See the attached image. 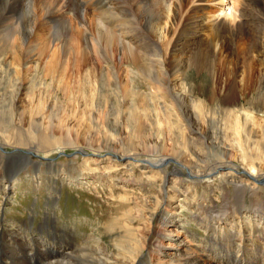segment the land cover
<instances>
[{"label": "rangeland", "instance_id": "1", "mask_svg": "<svg viewBox=\"0 0 264 264\" xmlns=\"http://www.w3.org/2000/svg\"><path fill=\"white\" fill-rule=\"evenodd\" d=\"M94 4L95 1L89 5ZM203 7L207 15L211 13L219 17L232 11L230 4L224 7L223 12L217 11L213 4L204 3ZM5 8L8 9L6 11L8 15L24 19L23 8L0 5V11ZM70 9L72 10L71 7ZM66 17L70 18L71 13L62 10L59 20L65 21ZM166 18L167 15L163 17L164 22L161 19V27L167 21ZM162 30L154 32V37L158 41L162 38ZM196 33L193 32L192 37ZM72 34L73 32L67 30L66 38ZM139 35L142 36L141 33ZM256 37L260 38L257 34ZM240 41L241 39L237 38L236 43ZM259 41L252 51L257 61L254 63L262 71L264 64L261 61L264 60V56L259 54ZM22 44L23 37H18L14 44V52L23 49ZM242 50L248 51L246 48ZM113 52L115 58L119 59V50L114 49ZM33 55L37 56L35 50ZM204 55H198L196 58L204 59ZM87 57L94 62L102 56L89 53ZM0 66V70L5 72L6 69H12L4 64ZM102 67L103 65L92 63L88 67V72L96 75ZM214 70H218L217 63ZM126 71L127 69L121 68L123 75ZM241 72L242 69L239 68L238 72L236 69V74ZM200 74L190 68L183 77L178 75L179 80L173 82L174 89L182 88L184 83L189 91L187 97L196 105L199 104L197 111L188 112L191 115L185 118L188 122L176 121L175 112L171 111L173 106L167 105L169 103L158 93L154 96L164 102L158 101L155 105H148L146 101L141 105L133 102L126 107L131 110L130 114L126 111L119 112L114 105V109L109 112L112 120L126 119L128 115L144 119L147 125L142 136L134 132L135 129L124 126L125 124H113L88 128L87 133L96 137L94 141L91 140L93 145L81 141L65 144L57 137V140L51 138L48 132L42 133V130L28 127L27 118L25 124H21L18 120L20 114L16 112L14 120L10 123L12 126L10 130L15 131L14 128H18L23 132V135L14 138V142L21 145L20 148L14 147L13 142L6 139L5 133L2 136L0 130V145H3L0 146V264L14 260H18L20 264H31L30 259L33 256L40 262L42 260L38 258L40 253L36 251L34 254L33 250L24 257L26 260L24 261L21 255L23 253L16 245H20L21 242V247L30 245L39 249L46 245L47 241L55 247L72 243L73 247L67 245L60 252V256L64 258L66 252L78 254L80 248L84 246L92 258L113 260L108 261L110 262L108 264H117L121 257H124V260H131L133 254L138 251L140 256L138 264L155 263L160 256L174 261L188 249L194 250L199 260L209 264H258V259L264 256L256 251L259 247L261 250L264 249V240L254 243L255 240L249 235L245 241L246 234L243 233L246 224L252 220H260L264 224V143L258 141L264 139V133L252 131L251 135L258 143L246 144L239 134H234V129L240 130L243 127L244 113L253 118V121L247 123L249 126L263 127L264 105L261 106L260 100L264 99V89L262 92L256 87L254 92L247 94L248 97L246 95L245 99H240L236 105L233 103L231 108L224 109L219 105V100L224 99L226 94H220L215 98L218 100L211 103L213 98L210 81L206 75ZM0 78L6 79L2 91L0 89V96L4 92L14 90L11 78L5 74H0ZM109 80L112 83V78ZM40 81L42 85L36 80L32 82L18 80L17 88H21L18 101L24 100L25 103H29L30 96L25 95L24 90L27 84L29 85L27 92L42 91L48 86V83L44 84L41 79ZM129 82L130 80L126 79L119 80V87L121 89L128 87ZM92 83L94 84V81ZM113 89L114 87L110 88ZM138 90L140 93L146 91L144 86L143 90L141 87ZM99 92L98 86L94 97ZM5 97L7 102L4 101L3 104L13 101L11 94L10 96L6 94ZM143 97L140 99L143 100ZM148 99L152 103V96ZM52 100H48V103L51 102L49 106ZM200 104L203 109L200 108ZM46 106L40 109V115H47ZM172 121H176V125H172ZM210 124L212 127L207 131ZM197 127L200 132L207 131L206 133L210 135L213 130V138H217L214 139L215 144L217 140L219 141L218 150L216 145L209 141L205 142L203 147H192L185 141L189 128L191 130ZM77 132L79 135L80 132ZM223 132L227 136L225 139ZM243 137L245 141H249L248 134H243ZM160 138L163 139V145L158 143ZM130 139L138 141L135 143L134 151L129 143L127 144ZM143 140L155 144V153L152 154L141 145ZM174 140H179V143L176 144ZM171 141L173 142L170 143ZM220 146L225 150L222 151L224 154L219 152ZM210 148L213 149L212 153L208 152ZM14 159L16 162H11ZM160 159L170 161L154 168L147 165V161L157 164ZM218 167L222 169L215 170ZM251 167L256 168L254 180H250L246 174L250 172ZM193 174L196 176L192 177ZM236 183L241 184L240 191H236ZM169 199H172L171 205L167 204ZM203 207L207 208L206 211L210 210L211 215L217 216L210 215L206 220H202ZM162 222L169 223L166 229L170 231L169 235H173L172 238L161 237L165 234ZM39 229L43 230L45 235L49 233L60 238L58 241L53 240V237L51 240L45 238L47 241H44L39 238ZM12 235L15 238H12ZM6 244L13 251H9ZM239 244L241 247H238ZM126 253L131 255L126 257Z\"/></svg>", "mask_w": 264, "mask_h": 264}, {"label": "bare ground", "instance_id": "2", "mask_svg": "<svg viewBox=\"0 0 264 264\" xmlns=\"http://www.w3.org/2000/svg\"><path fill=\"white\" fill-rule=\"evenodd\" d=\"M93 1L95 4L89 5ZM204 3L213 4L220 12H223L224 7L230 4L232 11L224 13L223 17L213 16L211 13L207 15L203 7ZM0 5L23 8L25 11L24 19L8 15L7 8L0 11V59L2 60L0 65L12 67V69H6V72L0 70V74L11 78L15 86L14 90L4 92L0 96V130L2 136L5 133L6 139L13 142L12 145L18 149L21 145L14 142V138L20 137L23 132L18 128H14L15 131L10 130L12 127L10 123L14 120L16 112L20 114L18 120L21 124H25V118H27L28 127L42 130V133L48 132L51 138L56 139L57 137L65 144L83 142L93 145L91 140L94 141L96 137L87 133L88 128L113 124H125L124 126L135 129L134 132L140 136L147 125L144 123V119L128 115L126 119L115 118L112 120L109 112L114 109V105L119 112L126 111L127 114H130L131 110L126 107L133 102L136 105H141L146 101L148 105H155V102H164L162 100L164 99L169 103L167 105L173 106L171 111L175 112L176 118L174 119L185 122V118L191 117L188 112L197 111L199 104L196 105L193 100L187 97L189 91L184 83H182V88L174 89L173 82L179 80L178 75L183 77L186 70L190 68L195 69L199 75L203 73L207 76L213 98L211 103L218 100L215 98L220 94H226L224 99L219 100V105L224 109L231 108L233 103L236 105L240 99H245L246 95L256 87L258 91L262 90L263 92L264 89V65H262V73L254 63L256 59L252 51L256 42L259 41L258 39H261L259 54L264 56V0H0ZM165 5L166 10H164ZM62 10L71 13V17H68L69 19L66 17L65 21L59 20ZM197 14L200 15L197 16ZM165 15H167V21L161 27ZM158 29H163L162 38L159 41L154 37V32ZM67 30L73 32L68 39L66 38ZM195 31L197 33L192 37ZM140 33L142 36L139 35ZM256 34L260 38H257ZM18 37L24 39L23 49L14 52V44ZM237 38L241 39L239 43H236ZM244 48L248 51L243 52ZM114 49L119 50V59L115 58ZM33 50L37 56L33 55ZM89 53L102 57L93 62L87 57ZM201 54H205L204 59L196 58ZM92 63L103 65L96 75L88 72V67ZM216 63L218 70L215 71ZM261 63L264 64V60ZM122 67L127 69L125 75L121 73ZM239 68L242 69V72L236 74V69L238 72ZM111 78L112 83L109 80ZM22 79L28 82L36 80L42 85L41 79L44 84L48 83V86H45L42 91L27 92L29 86L27 84L24 90L25 95L30 96V101L25 103L24 100L18 101L21 90L20 87L17 88L18 80L23 82ZM125 79L130 82L128 87L125 86L121 89L119 80ZM5 80L0 78V89L4 87ZM98 86L100 92L94 97ZM143 86L146 91L140 93L138 88L141 87L143 90ZM112 87L114 89L110 90ZM156 93L162 99L155 97ZM6 94L9 96L11 94L13 101L3 104L7 100ZM260 95L262 96V94ZM141 96H144L143 100L140 99ZM151 96L152 103L148 99ZM49 99H53L50 106ZM260 101L262 102L261 106L264 105V99ZM44 106L48 109L47 115H40L39 111ZM211 115L213 116V114ZM226 116L229 117L227 114ZM242 116L244 118L243 127L240 130L234 129V134H239L246 144H257L258 142L253 139L251 133L257 130L264 133V124H262L263 127L255 125L253 128L247 124L249 121H253L252 116L247 113ZM176 121H172V125H176ZM211 127L212 124L208 125L207 131ZM77 131L80 132L79 135H77ZM206 132H200L199 127L191 130L189 128L185 141L192 147H203L205 142L209 141L216 145L218 150L219 141L217 140L215 144L214 139L217 138H213V130L211 131L212 136ZM161 134L163 136V132ZM223 134L225 139L227 136L224 132ZM243 134L250 136L248 142L245 141ZM73 135H75L74 138H72ZM255 138L257 137L255 136ZM158 141L163 145V139L160 138ZM174 141L177 144L179 140ZM258 141L264 143V139H258ZM128 143L133 150L138 141L130 139ZM182 143L184 144V142ZM141 145L152 154L155 153V144L143 140ZM222 146L219 147V152L224 154L222 151L225 150ZM210 149L208 152L212 153L213 149ZM166 150L168 149L166 148ZM175 152L177 153L176 149ZM199 153L203 154V152ZM254 154L255 150H253ZM35 157L38 156L35 155ZM169 161L160 159L157 164L147 161V165L154 168ZM11 162H16V160H11ZM220 169L222 168H215V170ZM255 169L251 167L250 172L246 173L250 180L255 179ZM196 174H193L192 177H195ZM235 188L236 191H240L241 184L236 183ZM166 191L165 193H167ZM171 202L172 199H169L167 204L171 205ZM205 209L207 208H201V211L204 212L202 220H206L211 215V211ZM211 216L216 217L217 214ZM161 225L165 230V234H162L161 237L172 238L173 235H169L170 231L166 229L169 223L162 222ZM39 233V238L44 241H47L45 238L51 240L53 237V240L57 241L60 238L49 233L45 235L41 229H39ZM243 234H246L245 241L249 235L255 240L254 243L264 240V224L260 220H252L246 224ZM11 237L15 238L13 235ZM1 240L4 241L3 237ZM71 244H67L68 247H73ZM20 245L16 246L23 253L21 254L23 258L32 250L39 251L38 248L30 245L25 248ZM67 245L60 244L55 247L53 244H48L47 241L46 245L42 247L40 255L37 253L39 259H42L45 254L47 255L45 259L47 262L41 264H108L110 263L108 261H113L90 257L84 246L80 248L78 254L66 252V258H64L60 256V252ZM238 247H241V244ZM7 248L9 251H13L8 245ZM259 249L256 252L264 256V249ZM130 255V253H126V257ZM130 259L124 260V257H121L117 264H138L139 251L134 253ZM214 261L220 260L214 259ZM2 264H20V262L14 260ZM152 264L209 263L199 260L194 250L188 249L174 261L160 256ZM258 264H264V258L260 257Z\"/></svg>", "mask_w": 264, "mask_h": 264}]
</instances>
